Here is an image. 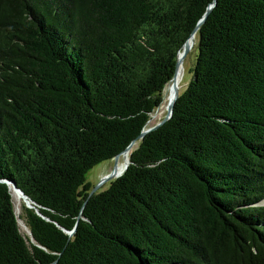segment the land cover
Returning a JSON list of instances; mask_svg holds the SVG:
<instances>
[{
    "label": "trees",
    "instance_id": "16d2710c",
    "mask_svg": "<svg viewBox=\"0 0 264 264\" xmlns=\"http://www.w3.org/2000/svg\"><path fill=\"white\" fill-rule=\"evenodd\" d=\"M211 2L0 0V264H264V0H215L171 118L137 139ZM8 183L48 219L21 204L34 243Z\"/></svg>",
    "mask_w": 264,
    "mask_h": 264
},
{
    "label": "water",
    "instance_id": "95a60500",
    "mask_svg": "<svg viewBox=\"0 0 264 264\" xmlns=\"http://www.w3.org/2000/svg\"><path fill=\"white\" fill-rule=\"evenodd\" d=\"M215 5V0H213V2H211L203 16L200 18V20L198 21L196 27L194 28L193 32L190 34L189 38L186 40V42L183 44L181 50L178 52L177 54V58H176V63H175V70H174V73H173V76L172 78L170 79L169 83L167 84L168 85V89L169 91L172 93V97L171 99L168 100L167 102V105H166V114L164 116V118L162 120H160L158 123H156L155 125L151 126V127H147V124L149 123L150 119L147 121L146 123V127L144 128V130L140 133V135L138 136L137 139H142L146 134H148L149 132H152L156 129H158L160 126H162L165 122H167L171 116H172V113H173V108H174V104L176 102V100L178 99L180 93H179V87L177 86V70L179 68V66L183 65V61L185 59V57L187 56V54L189 53V51L192 49V46L191 44L189 43V41L192 39H195V34L198 30V28L205 22L206 18L208 17L209 13L211 12L212 8L214 7ZM135 143H136V140L132 141L128 147H126V149L116 155L112 160H113V167L112 169L110 170V172L106 175H104L100 181L98 182V184L94 187H92V189L90 190L89 194H88V197L87 199L83 202V205L82 207L85 206L87 200L92 197L95 193H97V191L106 183H110L112 182L114 179H117L119 178L125 171L126 169L128 168L129 164H130V160H129V157L127 158V160L124 162V165L123 167H120L119 164H118V160L121 156H124L125 153H130L134 148H135ZM9 190H10V187H12V189L17 192L20 197L23 199V203L25 205V207L29 208V209H34L35 212L39 215L40 213L37 211V209L35 208L34 204L26 197V195L21 191L19 190L15 184H9ZM14 213H15V216L17 218V223H18V226H19V218H18V215H17V211L14 207ZM42 217V216H41ZM44 218V217H42ZM45 220H48L46 218H44ZM77 224V223H76ZM66 234H68L69 236L73 235L74 233V230L75 228L72 230V231H66L64 229H62ZM30 237V241L34 243V240L31 236ZM55 264V262L53 263Z\"/></svg>",
    "mask_w": 264,
    "mask_h": 264
},
{
    "label": "rangeland",
    "instance_id": "374dc122",
    "mask_svg": "<svg viewBox=\"0 0 264 264\" xmlns=\"http://www.w3.org/2000/svg\"><path fill=\"white\" fill-rule=\"evenodd\" d=\"M195 44V42H194ZM195 48V45L192 46V49L189 51L187 56L185 57L183 61V68L180 74V81L178 80V87H179V93L183 92L185 88L187 87L188 83L192 79V74L190 73V69L193 67L195 62V56L197 54V51ZM170 91L168 89V86L165 88L163 93V102L159 109H156L153 114L150 115V121L147 124V127H151L158 123L160 120H162L166 114V105L169 100ZM125 162V157L121 156L118 160V164L120 167H123ZM113 167V160L102 162L96 166H94L91 170L88 171V173L85 176V180L87 183H89L92 187L96 186L100 179L108 174L110 170ZM109 187V183L104 184L97 192H102L106 190ZM23 203V200L21 204ZM14 204V201H13ZM20 204V206H21ZM15 207V204H14ZM20 213V211H19ZM20 228V227H19ZM20 232L23 234H26L21 228ZM28 235V233L26 234Z\"/></svg>",
    "mask_w": 264,
    "mask_h": 264
},
{
    "label": "bare ground",
    "instance_id": "6f19581e",
    "mask_svg": "<svg viewBox=\"0 0 264 264\" xmlns=\"http://www.w3.org/2000/svg\"><path fill=\"white\" fill-rule=\"evenodd\" d=\"M194 42H195V39H191L190 41H189V43L191 44V46H193L194 45ZM182 70L184 71V68H183V66L181 65V66H179V68H178V70H177V81H176V83H177V86H178V80L180 81V74H181V72H182ZM171 97H172V93L170 92V95H169V99H171ZM129 152L128 153H125L124 154V156L123 157H125V161L127 160V158L129 157ZM11 188V194H12V197H13V201H14V204H15V209H16V211H17V215H19V211H20V204H21V202H22V198L20 197V195L17 193V192H15L13 189H12V187H10ZM19 227L24 231V232H26V234L28 233V236H30V232L28 231V229L26 228V226L24 225V223L21 221V220H19Z\"/></svg>",
    "mask_w": 264,
    "mask_h": 264
}]
</instances>
